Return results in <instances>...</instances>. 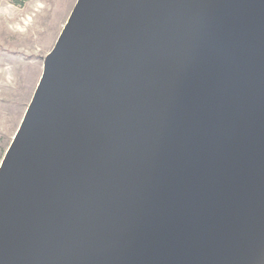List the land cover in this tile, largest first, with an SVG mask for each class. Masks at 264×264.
<instances>
[{
    "label": "water",
    "instance_id": "obj_1",
    "mask_svg": "<svg viewBox=\"0 0 264 264\" xmlns=\"http://www.w3.org/2000/svg\"><path fill=\"white\" fill-rule=\"evenodd\" d=\"M0 264H264V0H76L0 161Z\"/></svg>",
    "mask_w": 264,
    "mask_h": 264
},
{
    "label": "rangeland",
    "instance_id": "obj_2",
    "mask_svg": "<svg viewBox=\"0 0 264 264\" xmlns=\"http://www.w3.org/2000/svg\"><path fill=\"white\" fill-rule=\"evenodd\" d=\"M76 0H0V161Z\"/></svg>",
    "mask_w": 264,
    "mask_h": 264
}]
</instances>
